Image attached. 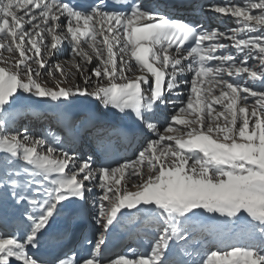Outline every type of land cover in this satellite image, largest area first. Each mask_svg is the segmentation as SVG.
<instances>
[{
	"label": "snow or ice",
	"instance_id": "snow-or-ice-1",
	"mask_svg": "<svg viewBox=\"0 0 264 264\" xmlns=\"http://www.w3.org/2000/svg\"><path fill=\"white\" fill-rule=\"evenodd\" d=\"M175 10L0 0V264H264V0L201 4L225 31ZM81 98L131 119L133 159L95 167L17 126L19 107ZM86 207L95 236L66 251ZM117 226L147 251L106 258Z\"/></svg>",
	"mask_w": 264,
	"mask_h": 264
},
{
	"label": "rangeland",
	"instance_id": "rangeland-1",
	"mask_svg": "<svg viewBox=\"0 0 264 264\" xmlns=\"http://www.w3.org/2000/svg\"><path fill=\"white\" fill-rule=\"evenodd\" d=\"M69 53H70V47L65 42V44L63 45V50L59 54L60 59L63 61L69 60L70 59ZM65 67H67V65H65ZM51 107L52 106H50L48 108H51ZM19 110L24 113V115L17 122V126L20 129L27 127L29 129V132L32 133L34 136H41L42 135V136H45L46 138H48L46 135L47 131L59 132V133H61V136H62L61 137V143L63 145H65V148L70 149L77 154L78 148H76V146H72V144H71L72 141L68 140V143H66L65 139H70L71 136L66 134V131L63 129V127L61 126V124L59 122L60 119H57L56 117H54L55 116L54 114H52L51 112L46 111V110L39 111L37 108H28V106L19 107ZM30 110H32L33 114L36 115L35 119L32 118L34 120V122H32V123H30L31 115H29L27 113ZM105 110H107V109H104V111ZM113 111L117 112L114 109H113ZM64 143H66V144H64ZM78 156L82 157L83 154H80Z\"/></svg>",
	"mask_w": 264,
	"mask_h": 264
},
{
	"label": "bare ground",
	"instance_id": "bare-ground-1",
	"mask_svg": "<svg viewBox=\"0 0 264 264\" xmlns=\"http://www.w3.org/2000/svg\"><path fill=\"white\" fill-rule=\"evenodd\" d=\"M207 16H208V18H210V20L212 22V28H219L221 31H225L226 29H229L230 28L228 26V23H230V22H228V20L225 21V19L223 18L222 15H220V14L217 15V14H214L212 12H208L207 13ZM77 102L74 103V104H72V105H76ZM33 105H36V106H38L40 108H48L50 106H53L52 104H42V103H33V104H30V106H33ZM72 105H70V106H72ZM70 106H68V107H70ZM66 109L67 108H61V110L65 111L68 115H71V114H69V112ZM112 123H115V122H112ZM9 222H11L10 219H9ZM63 223H64V220H63V217H62L58 221V224L59 225H62ZM127 232H128V230H125L123 233H127ZM145 232H148V230H145ZM120 236H121V232L120 231L115 232L114 235H113V239H117ZM129 247H136V248H139L141 251H147L148 244H147V241L145 240L144 237H139V238H136L134 240L133 244H131ZM128 248H127V251H128Z\"/></svg>",
	"mask_w": 264,
	"mask_h": 264
}]
</instances>
